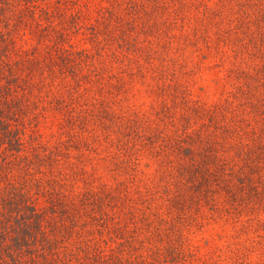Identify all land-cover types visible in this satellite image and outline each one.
Listing matches in <instances>:
<instances>
[{"label": "rangeland", "instance_id": "374dc122", "mask_svg": "<svg viewBox=\"0 0 264 264\" xmlns=\"http://www.w3.org/2000/svg\"><path fill=\"white\" fill-rule=\"evenodd\" d=\"M7 3L14 9L33 7V15L31 19L26 16L27 27L19 33L16 46L29 51L36 44L30 58H39L42 63L29 72L23 71L24 66H14V71L21 75L19 83L25 79L38 81L39 73L51 61L49 58H61L70 50L91 47L95 40L92 26L100 32L96 39L101 40L105 49L95 58L97 74L87 76L77 90L71 87V78L65 77L61 82L47 77L41 88L25 91L15 85L7 96L13 100L11 110L19 118L37 115L28 120H40L38 126L48 143L64 145L73 138L82 140L80 146H71L69 150L59 146L58 156L65 164L63 171H73L69 173L71 178L78 170L86 172L90 184L96 187L114 184L123 171L125 151L113 141L117 135L105 139L103 122L108 124V132H115L119 125L129 131L135 125L147 129L154 124L173 125V117L178 126H183L187 119V125L199 128L198 149L205 153L209 149L218 159L226 158L229 168L233 164L238 174L230 169L234 174L227 180L220 172H211L215 165L211 158L205 181L209 198L202 196L199 207L187 209L189 216L195 214L193 221L199 220L201 224L176 220L185 225L182 231L199 247L194 257L184 251L174 264H264V0H7ZM15 55L12 50V56ZM176 58L184 59L181 63L184 72L179 70ZM51 98H57L56 102H50ZM219 101L224 105L226 102L227 108L213 111V104ZM169 108L173 112L166 113ZM218 124H225L226 132L220 129L219 134ZM239 125H246L252 133L247 135L248 130ZM172 131L173 127L169 133ZM239 132L248 137L242 144L235 143ZM254 142H260L261 151L247 152ZM239 146L244 149L241 153L233 148ZM141 160L148 162L141 165L143 177L139 172L134 177L130 167L125 179L128 182L133 177L140 185L152 186L155 156L144 153ZM252 162L254 167L249 165ZM239 181H244V188L233 195L240 188ZM162 183L171 184L172 194L177 196L172 179ZM75 184L83 182L78 179ZM189 186H184V193L193 192ZM128 199L105 207L114 221L122 218L129 226L146 221L155 212L165 219L175 217L178 209L159 196L143 202L145 199L131 191ZM212 203L218 206L213 215ZM168 205L173 206V212ZM180 217L187 221L184 212ZM157 222L155 219L151 225Z\"/></svg>", "mask_w": 264, "mask_h": 264}, {"label": "trees", "instance_id": "16d2710c", "mask_svg": "<svg viewBox=\"0 0 264 264\" xmlns=\"http://www.w3.org/2000/svg\"><path fill=\"white\" fill-rule=\"evenodd\" d=\"M7 4V0H0V264H174L184 251L194 254V257L199 246L182 231V226L185 225L176 220L180 221L182 218L184 221L180 222L183 224H201L199 220L193 221L196 220L193 218L196 217L195 214L190 213V218L187 209L199 207L202 196L209 198V188H205V181L211 158L215 162L211 172H220L227 180L234 173L238 174L233 169L234 165L230 164L229 168L226 158L218 159L216 154L209 153V149L207 153L199 150L196 138L199 128L187 125V119L183 121V126H178L179 122L173 117V125L160 127L154 124L150 129L135 125L129 131L119 125V130L116 129L115 132H108V124L103 122L101 129L105 139L117 135V140L115 138L113 141L125 151L123 154L126 159L121 162L123 171L120 179L114 184L96 187L90 184L91 178L85 176L86 172L78 170L71 178L73 171H63L65 164L58 156L61 153L59 146L69 150L71 146H80L82 140L73 138L64 142V145L48 143L38 126L40 120H28L37 115L27 119L19 118L18 113L11 110L13 100L7 96L15 85L22 86L25 91L34 87L41 88L47 77L61 82L65 77L71 78L70 85L77 90L87 76L97 74L94 72L95 58L101 56L105 49L100 44L101 40L96 39L100 32L97 27L92 26L95 40H92L91 47L70 50L72 52L61 58H49L51 61L39 73L38 81L25 79L19 83L17 79L21 75L14 71V66H24L23 71L29 72L42 63L39 58H30L34 55L30 51L34 52L36 44L29 51L16 46L19 33L27 27V17L31 19L33 15V7L27 6V10L14 9ZM12 50L16 54L14 57ZM21 52L24 54L20 55ZM181 57L182 53L179 51V58ZM179 58L175 61L179 63V70L184 72L186 69L181 65L184 59ZM60 81L57 83H61ZM56 99L51 98L50 102L54 103ZM225 106L227 108L226 102L225 105L223 101L216 102L213 104V111ZM154 108L158 114L155 106L151 109ZM170 112L173 110H166V113ZM67 121L71 122L72 117ZM224 125H217L219 134L226 132ZM242 126L248 130L247 135L252 133L246 125L237 127ZM172 127L173 131L169 133ZM238 137L235 143L242 144L246 136L239 132ZM248 147L247 152L261 151L260 142H254L253 146ZM233 148L237 153L244 151L241 146ZM144 153L155 156L152 186L140 185L133 177L128 182L125 179V172L130 167L134 170V177L138 172L143 177L141 165L148 163L141 160ZM249 165L255 166L254 162ZM78 179L83 185L75 184ZM169 179L176 185L174 190L178 191L177 196L172 194L171 184L162 183ZM185 185H190L193 192L184 193ZM239 187L233 195L242 192L244 181H239ZM131 191L145 199L143 202L156 196L164 198L178 208L176 216L165 219L159 212H155L153 217L145 218L148 222L141 220V223L131 226L122 218L119 222L114 221L112 214L106 211L105 204L121 199L129 200ZM242 195L245 196L244 191ZM173 206L168 205L171 212ZM217 209V204L212 203L211 215ZM183 212L187 221L180 217ZM155 219L157 224L151 225ZM164 223L168 226L162 227ZM149 226L153 228L152 231ZM191 262H194L193 258ZM207 263L209 262L205 264Z\"/></svg>", "mask_w": 264, "mask_h": 264}]
</instances>
